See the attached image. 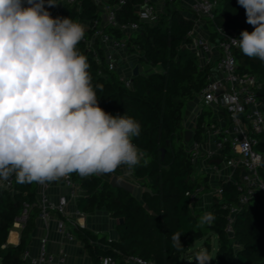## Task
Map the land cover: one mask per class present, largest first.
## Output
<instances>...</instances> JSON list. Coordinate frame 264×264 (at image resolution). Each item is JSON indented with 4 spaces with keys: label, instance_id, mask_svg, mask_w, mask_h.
<instances>
[{
    "label": "trees",
    "instance_id": "16d2710c",
    "mask_svg": "<svg viewBox=\"0 0 264 264\" xmlns=\"http://www.w3.org/2000/svg\"><path fill=\"white\" fill-rule=\"evenodd\" d=\"M141 1L126 0L119 18L137 20L135 5ZM83 4V15L95 16L92 2L83 0ZM179 10L177 0L170 1L166 15L157 25H144L126 39L138 59L155 68L133 77L131 87L125 86L117 72L88 60L99 106L113 116H131L141 125V134L133 138V143L145 155L133 171L142 180L141 185L151 192L143 191L138 199L132 193L112 188L109 181L97 175L80 177L72 173L74 181L83 188L77 199L79 209L86 213L105 209L118 220L123 219L117 222L116 240H109L107 235L98 237L87 230H79V237L96 262L98 256H111L116 264H126V256L137 255L158 264H179L184 256H190L186 253L188 245L202 239L209 249L210 233H215L219 243L215 255L218 264H264L263 196L252 200L237 214L232 237L225 231V209L217 206L211 224H201L202 212L190 209L186 192L198 182L191 179L193 168L184 149L183 116L187 103L204 86L206 70L200 68L193 52L184 46L190 41L188 31L193 21L183 18ZM74 15V10H68V17ZM246 19L245 9L237 0H219L214 18L208 19L207 24L212 37L217 34L216 27L233 28L240 34L243 30L253 31ZM112 32L124 37L117 30ZM236 58L239 71L264 80V62L259 58L247 57L239 49ZM35 188L36 182L17 183L13 194L0 193V264H28L22 253L29 245L38 209H32L17 245L7 244V238L23 202L34 201ZM236 196L233 187L227 186L225 198L234 201ZM174 235L179 237V248L173 246ZM98 239L107 245L106 249L92 245L91 240Z\"/></svg>",
    "mask_w": 264,
    "mask_h": 264
},
{
    "label": "built area",
    "instance_id": "2783aa9c",
    "mask_svg": "<svg viewBox=\"0 0 264 264\" xmlns=\"http://www.w3.org/2000/svg\"><path fill=\"white\" fill-rule=\"evenodd\" d=\"M90 1L95 7L93 17L83 15V0H54L57 4L53 7L46 5V9L53 18H66L68 10H74L72 19L78 20L86 29L77 49L87 60L117 72L129 88L135 76L129 64L133 60L128 57H133L135 52L132 53L126 39L141 31L144 25H157L172 0H142L135 5L137 20L134 21L119 18L126 0ZM177 2L180 12L189 9L195 16L188 31L190 41L184 46L193 52L200 68L206 70L205 84L189 101L188 115L183 116L182 132L184 149L193 168L191 179L195 181L197 175L203 176L205 183L187 190L186 195L191 211L199 210L203 214L215 212L217 206L225 209V231L232 237L237 214L252 200L264 197V80L237 69L238 48L231 39L240 38L239 30L216 27L217 34L211 36L207 20L214 18L219 0ZM113 30L121 32L124 37L116 36ZM135 56L138 59V54ZM126 68L130 70L128 74L123 73ZM139 74H145L140 66ZM205 109L211 111V117L202 123ZM186 130L191 131L189 141L184 139ZM116 171L97 176L109 181L117 175ZM4 184L0 193L13 194L17 184L15 175ZM227 186L235 190L234 201L225 198ZM82 194L83 188L74 181L72 174L58 181L36 183L34 201L23 202L13 228L22 230L36 207L39 220L47 225L55 219L56 231L73 243L77 241V232L86 228L85 219L89 214L77 206V199ZM22 257L28 264H68L67 250L63 247L51 250L46 236L40 239L36 253L26 248ZM125 262L158 264L137 255L126 256ZM98 264H116V261L111 256H104Z\"/></svg>",
    "mask_w": 264,
    "mask_h": 264
},
{
    "label": "clouds",
    "instance_id": "9594fccd",
    "mask_svg": "<svg viewBox=\"0 0 264 264\" xmlns=\"http://www.w3.org/2000/svg\"><path fill=\"white\" fill-rule=\"evenodd\" d=\"M237 2L254 30H243L232 44L264 62V0ZM56 4L0 0V187L13 175L19 184H43L72 173L132 169L145 155L133 143L140 123L99 106L87 57L77 49L85 26L70 17L53 18L46 5ZM199 219L211 224L215 216L205 212ZM172 239L181 247L178 236ZM212 260L206 248L195 253L196 264Z\"/></svg>",
    "mask_w": 264,
    "mask_h": 264
},
{
    "label": "crops",
    "instance_id": "0c3cea01",
    "mask_svg": "<svg viewBox=\"0 0 264 264\" xmlns=\"http://www.w3.org/2000/svg\"><path fill=\"white\" fill-rule=\"evenodd\" d=\"M180 15L185 19L191 21L195 20L194 19L195 16L191 11H189V9H183L180 12ZM128 59L135 61L134 64L136 63L139 64V59L136 58L135 53L133 57L130 58L128 57ZM129 72H130L129 68H126L123 71L124 74H128ZM186 116L187 115L184 114V117ZM125 171L134 173L133 169H129L126 165H121L120 167L117 168L115 174L126 178ZM133 184L135 185V188H138V194L136 195V198L140 199L145 187L142 185L138 187L134 182ZM118 221L119 220L117 218L111 216V214L105 209H98L88 214V216L85 219L86 228H84L83 230L84 231L87 230L94 235H98V237L107 235L109 240L111 239L116 240L118 238V231L116 229V225ZM12 233L15 234L14 239H10ZM76 235H77V241L73 243H69L60 233L56 231L55 219L46 225L37 217L36 224L31 233V239L27 248H29L32 253H36L39 247L40 239L46 236L48 238V247L51 250L57 251L59 248L62 247L67 250L68 264H98L100 259L104 256L102 257L98 256V260H97L98 262H96L93 256L89 253L84 240H82L79 237L78 232ZM20 237H21V230L12 228L8 234L7 244L17 245L20 242ZM91 241H92V245H97L99 246V248H103V249L107 248V245L100 243L99 239L91 240Z\"/></svg>",
    "mask_w": 264,
    "mask_h": 264
},
{
    "label": "rangeland",
    "instance_id": "374dc122",
    "mask_svg": "<svg viewBox=\"0 0 264 264\" xmlns=\"http://www.w3.org/2000/svg\"><path fill=\"white\" fill-rule=\"evenodd\" d=\"M139 65H140V70L143 71V73H145V74L150 73V72L155 70V68H153V66L147 64L146 62L140 61V60H139ZM189 106H190V103L188 102L186 107L184 108V114H186V115H188L189 108H190ZM210 117H211V111L209 109H205L203 119H202V123L208 122ZM183 144H184V142H183ZM125 173L127 174L128 171H125ZM123 176H125V175H123ZM123 178L128 180L129 182H132V183L134 182L138 187L141 186V183H142L141 179H139L138 177H135L134 173L127 174L126 178L125 177H123ZM196 180H197L198 184L205 183V178L203 176L197 175ZM133 194L135 196L138 194V188L134 189ZM209 237H210V248L209 249L204 246L202 239L194 241L192 244H190L186 247V253L190 256H187V255L184 256L181 259L179 264H192L193 262L196 264V262L193 260V258H194L193 256L201 248L208 249L209 252L211 253V255L213 256L214 260H212L210 262V264H218V262L215 259L216 251H217L218 244H219L218 243V236L215 233H210Z\"/></svg>",
    "mask_w": 264,
    "mask_h": 264
},
{
    "label": "water",
    "instance_id": "95a60500",
    "mask_svg": "<svg viewBox=\"0 0 264 264\" xmlns=\"http://www.w3.org/2000/svg\"><path fill=\"white\" fill-rule=\"evenodd\" d=\"M132 67H133V75L137 76L139 75V66L137 64H134L133 61H130L129 63ZM190 136H191V131L190 130H186L185 131V135H184V139L185 141H189L190 140ZM165 153V148L162 149V156ZM218 162V161H217ZM109 184L112 188H117V189H122L128 193H134V189H135V185L131 182H129L128 180H125L117 175H113L111 177V179L109 180ZM144 191L147 192H151V190L149 188H145ZM145 208H148V205H145ZM123 219L120 218L119 222H121Z\"/></svg>",
    "mask_w": 264,
    "mask_h": 264
},
{
    "label": "bare ground",
    "instance_id": "6f19581e",
    "mask_svg": "<svg viewBox=\"0 0 264 264\" xmlns=\"http://www.w3.org/2000/svg\"><path fill=\"white\" fill-rule=\"evenodd\" d=\"M14 237H15V234L12 233L11 236H10V239H14Z\"/></svg>",
    "mask_w": 264,
    "mask_h": 264
}]
</instances>
